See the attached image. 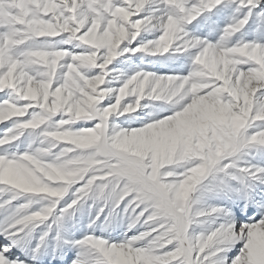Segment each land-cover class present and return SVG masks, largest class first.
Masks as SVG:
<instances>
[{"label":"snow or ice","instance_id":"6c2138e0","mask_svg":"<svg viewBox=\"0 0 264 264\" xmlns=\"http://www.w3.org/2000/svg\"><path fill=\"white\" fill-rule=\"evenodd\" d=\"M0 264H264V0H0Z\"/></svg>","mask_w":264,"mask_h":264}]
</instances>
